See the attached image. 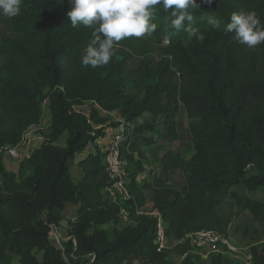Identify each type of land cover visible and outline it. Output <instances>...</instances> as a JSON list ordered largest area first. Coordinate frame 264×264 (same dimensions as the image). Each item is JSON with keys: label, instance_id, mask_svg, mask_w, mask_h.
Returning <instances> with one entry per match:
<instances>
[{"label": "trees", "instance_id": "trees-1", "mask_svg": "<svg viewBox=\"0 0 264 264\" xmlns=\"http://www.w3.org/2000/svg\"><path fill=\"white\" fill-rule=\"evenodd\" d=\"M196 2L199 7L190 10L192 27L204 35L203 42L177 32L171 10L155 9L154 34L172 35L155 65L142 60L131 67L130 49L115 45L106 66L83 67L81 57L95 38L94 29L71 25L68 0H23L21 14L9 17L17 36L0 27V148L18 144L30 126L40 124L45 104L51 115L42 132L46 139L17 170L0 155V264H132L133 258L172 264L174 247L159 250L156 242V218L138 213L148 190L173 240L202 229L229 236L220 213L229 196L236 213L250 211L264 224V197L249 193L264 189V43L249 49L234 33L202 19L214 16L226 24L233 13L255 11L264 25V0ZM85 104L88 111L78 108ZM180 104L192 135L189 159L168 150L161 158L163 175L140 181L145 167L135 156L142 155L139 145L132 141L130 149L122 147L132 195L123 202L103 192L111 178L101 149L80 160L84 175L76 181L70 162L105 135L103 126L118 124L103 110L119 112L127 124L148 112L147 129L154 130L162 117L174 134ZM177 169L185 178L180 187L168 178ZM123 207L130 212L129 222L122 223ZM63 221L70 238L61 247L50 231L51 224L62 230ZM178 245L181 255L188 252L180 264H198L189 240ZM248 252L251 264H264V244ZM208 264L245 263L219 253Z\"/></svg>", "mask_w": 264, "mask_h": 264}, {"label": "clouds", "instance_id": "clouds-1", "mask_svg": "<svg viewBox=\"0 0 264 264\" xmlns=\"http://www.w3.org/2000/svg\"><path fill=\"white\" fill-rule=\"evenodd\" d=\"M22 2L0 0V15L17 17L21 14ZM68 3L67 16L71 25L94 29L95 38L81 57L83 67L106 66L115 55L117 43L129 37L151 35L157 27L153 22L157 6L171 10V26L177 32H187L189 39L195 37L201 42L205 39L197 28L192 27L195 18L190 10L199 7L196 0H68ZM202 19L218 31L234 33L237 42L249 49L264 43V25L255 11L233 13L226 24L214 16Z\"/></svg>", "mask_w": 264, "mask_h": 264}, {"label": "rangeland", "instance_id": "rangeland-1", "mask_svg": "<svg viewBox=\"0 0 264 264\" xmlns=\"http://www.w3.org/2000/svg\"><path fill=\"white\" fill-rule=\"evenodd\" d=\"M0 27L6 33H9L13 36H17V34L12 30L11 24L9 23V17L0 15ZM168 40L172 41L171 34H165L162 37H159L154 34L146 35L144 37H129L125 38L119 43L117 46H125L130 49L133 54V57L130 59L131 67H135L142 60H148L152 65H155L161 56V47L168 44ZM3 62V57L0 54V64ZM89 104H85L84 107H79V109H83L84 111H88ZM43 126L46 127L50 123V111L48 104L43 106ZM158 136L154 135L151 138H158V142L154 143L151 146H147L148 144H142L143 151V164L148 167V173L144 174L143 180H148L151 178L153 174L163 175V167L161 162L159 163L158 152H164L167 149H172L174 152H180L183 155L184 159H189L194 152L192 135L189 130V120L185 109L182 104L179 105V112L176 116V128L174 134H170L167 125L164 123V128H159L157 130ZM147 131L143 132V137H146ZM160 137V138H159ZM137 138V137H136ZM138 139V138H137ZM64 140V139H63ZM84 152L79 154L75 160L71 161V171L76 179V181L80 180L83 175V167L80 164V160L84 157ZM9 157V156H8ZM137 159H140L139 157ZM20 159L14 158L10 156L7 160L6 165L9 168L18 169L20 165ZM169 183L180 187L184 183V174L182 169H177L172 171L169 175ZM234 189V188H233ZM252 196H256L258 198L264 197V189L259 190L258 192L252 194ZM152 193L149 191L148 198H151ZM237 206L233 197L229 196L227 200L221 206L220 213L224 216L228 223V232L229 239L231 243H233L238 249L248 250L254 246L261 247L264 244V224H260L255 221L252 217L250 211H243L242 213H236ZM68 216L72 215L71 208L67 210ZM63 228L61 231L64 239H68V235L66 234L67 230V222H63ZM110 226V225H109ZM107 225V229L109 228ZM111 229V227L109 228ZM66 237V238H65ZM57 245L63 246V241L58 242L56 239H53ZM169 244H173V239ZM174 251H172L171 259L172 264H180L182 260V255L180 254L181 246L175 245ZM240 249V250H241ZM39 257H42V252L38 253ZM181 255V256H180ZM209 259H202L198 261V264H208ZM132 264H147L144 263L139 258H133ZM17 263V259H16Z\"/></svg>", "mask_w": 264, "mask_h": 264}, {"label": "built area", "instance_id": "built-area-1", "mask_svg": "<svg viewBox=\"0 0 264 264\" xmlns=\"http://www.w3.org/2000/svg\"><path fill=\"white\" fill-rule=\"evenodd\" d=\"M103 113L110 115L114 112L108 113L103 110ZM42 122L43 118L40 124L30 126L25 131L18 144L7 145L0 148V155H3V157L13 156L14 158L20 159V161L26 157H30L34 149L46 139V136L42 132L46 131L50 124L44 127ZM117 122L118 124L113 128L112 132L96 138L87 149L92 147V152L94 153H96L98 149L102 150L104 153L103 162L106 171L111 178V183L103 189V192L106 196L113 199H119L123 202L131 199L132 195L129 189V160L122 155V147L130 149L131 142L134 138V126L132 123L127 124L123 117L117 120ZM121 213L123 220L122 223L129 222V210L123 207ZM138 213H144L156 218V242L159 250H169L172 249L173 246L189 240L193 246L190 251L199 255L200 260H208L211 255L222 253L233 258H238L245 264H251L252 262V254L248 252L247 249H238L233 243H231L229 236L211 229H202L188 233L182 239L173 240V244L171 245L169 243L172 239L168 233L166 222L162 213L154 204H149L146 201V204L138 210ZM60 230L61 227L56 224H51L50 237L56 239L58 242L64 241L62 240L64 239V236ZM68 238H70V236ZM59 246L63 247L62 244ZM187 254L188 252H185L181 256L182 259L186 257Z\"/></svg>", "mask_w": 264, "mask_h": 264}, {"label": "crops", "instance_id": "crops-1", "mask_svg": "<svg viewBox=\"0 0 264 264\" xmlns=\"http://www.w3.org/2000/svg\"><path fill=\"white\" fill-rule=\"evenodd\" d=\"M103 113V112H102ZM104 115H107V114H105V113H103ZM110 116V119H111V122L112 123H118L117 122V120H119L120 118H122L121 117V115H120V113L119 112H117V111H115L114 113H112V114H110L109 115ZM152 122V118H151V116H150V114L148 113V112H146V113H144L140 118H138V119H136L134 122H132V124H133V126H134V133H135V130L137 131L139 128H142L141 129V132H137V134H136V136H135V138H133V143H137L138 145H139V148H140V150H141V153H142V155H141V157H140V155H139V153L138 152H136L135 153V156H136V158H141V160L143 161V151H142V143L141 142H144V144H148V143H150V144H148L147 146L149 147V146H151V145H153L154 143H157L158 142V138H151V137H153L154 135H156V136H158V134H157V130L161 127V128H164V123H165V121H164V119L162 118V117H160V118H158L156 121H155V123H156V125H155V129L154 130H150V129H147L146 128V125L148 124V123H151ZM50 123H51V117H50ZM49 123V124H50ZM115 126L114 125H111V123H110V125H105V127H104V131H106V133L105 134H108L109 132H112L113 131V128H114ZM145 131H147V135L148 136H146V137H143V132H145ZM138 139H137V138ZM160 138V137H159ZM87 151L84 153V156L85 155H87L89 152H92V147H90V148H88V149H86ZM168 150H172V149H167L166 151H164V152H158V158H159V163L161 162V158L163 157V155L165 154V152H167ZM9 159V157H4V162L5 163H7V160ZM76 159V158H75ZM74 159V160H75ZM73 161V160H72ZM144 167H145V170L143 171V172H141L140 173V175H139V180L140 181H142L143 179H141V178H144V174H146V172L148 171V167H146L145 165H144ZM9 168V167H8ZM10 169H14V168H10ZM15 170H17V168L15 169ZM148 173V172H147ZM171 173V172H170ZM169 173V174H170ZM151 178H149L148 180H150ZM147 180V179H146ZM149 191L150 190H148L147 191V202L149 203V204H154V201H153V199H152V195H151V198H148V193H149ZM151 192V191H150ZM152 193V192H151ZM64 222V221H63ZM63 222H62V225H63ZM61 225V226H62Z\"/></svg>", "mask_w": 264, "mask_h": 264}, {"label": "bare ground", "instance_id": "bare-ground-1", "mask_svg": "<svg viewBox=\"0 0 264 264\" xmlns=\"http://www.w3.org/2000/svg\"><path fill=\"white\" fill-rule=\"evenodd\" d=\"M235 262V261H234Z\"/></svg>", "mask_w": 264, "mask_h": 264}]
</instances>
